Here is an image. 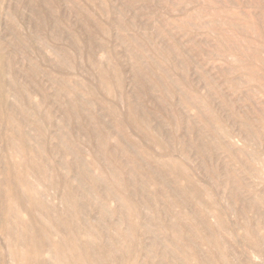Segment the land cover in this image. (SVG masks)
Listing matches in <instances>:
<instances>
[{"label":"rangeland","instance_id":"obj_1","mask_svg":"<svg viewBox=\"0 0 264 264\" xmlns=\"http://www.w3.org/2000/svg\"><path fill=\"white\" fill-rule=\"evenodd\" d=\"M101 67L106 69V85L100 81ZM13 83L20 87L18 96L8 91ZM130 104L135 105L138 121L130 115ZM24 110L28 117L21 132L30 135L31 144L41 143L40 160L54 175L69 180V186L75 180L72 165L79 158L101 174V186L110 195L95 198L108 202L113 217L104 220L108 234L96 227L100 240L115 234L112 223L120 215L124 226L137 222L131 252L121 251L124 258L119 253L106 264H150L146 249L153 247L159 258L164 243L170 249L183 245L181 254H192L170 226L196 201L190 200L187 209L171 207L168 214L160 186L147 180L145 197L152 201L145 205L135 183L162 161H175L207 192L204 201L220 208L226 235L221 233L229 240L228 244L225 239L231 260L249 255L251 249L241 237L244 218L237 213L239 204L232 207L228 199L226 179L239 187L243 198L264 194V179L252 176L264 175V0H0V115L8 112L20 118ZM64 119L72 145L78 147L75 155H64L56 143L57 127ZM93 129L101 131L104 142L91 135ZM209 140L218 146L209 148L206 158L185 145ZM227 141L230 150L224 145ZM36 183L47 189L45 180ZM61 193L49 189L45 196L72 226L75 221L65 218ZM118 198L133 203L132 210L119 213ZM89 207L80 212L81 221L99 218L98 207ZM210 207L206 204V212ZM248 219L253 224L257 220L252 213ZM209 220L215 225L211 215ZM144 224L155 231L161 228L157 235L163 243L154 245ZM205 248L213 255L217 252L213 246ZM8 252L0 228V264L15 262ZM258 258L252 257V264H264L263 257ZM174 260L170 255L165 262ZM83 264L95 263L86 259Z\"/></svg>","mask_w":264,"mask_h":264},{"label":"bare ground","instance_id":"obj_2","mask_svg":"<svg viewBox=\"0 0 264 264\" xmlns=\"http://www.w3.org/2000/svg\"><path fill=\"white\" fill-rule=\"evenodd\" d=\"M38 13L40 12L35 13L36 16ZM38 17L39 22H42V17ZM54 50L52 51L57 53ZM99 72L101 74L100 81H102L103 85H106V69L101 67ZM135 78L137 90L141 91L138 84V80L141 81L138 72L135 74ZM9 86L8 91L14 92V94L18 96L20 87L15 83ZM69 108L70 104L64 106L63 111L65 114L68 113ZM134 109L135 105L130 104V115L134 120L138 121L139 118L136 116ZM27 117L28 113L25 110L21 112L20 118H16L8 112H6V115H0V119H3V122L6 123V126L0 128L3 141L2 146H0V165L1 163L9 164L7 167L0 166V174L2 175L0 178V228L7 239L9 247L8 253L12 256V259L15 260L12 264H83L86 259L93 261L95 264H106L107 259H111V257L119 253L120 255L118 256L124 258L121 255V251H123L124 254H128L134 246V232L137 222L131 220L130 222L128 221L129 224L127 226H124L120 220L121 215L119 213L131 211L133 203L118 198L120 203L118 206V214L120 216L118 221L112 223L115 234L110 236L109 239L106 237V240H104V238L100 240V230L104 232V235L109 232V230L105 228L104 220L109 216L113 217L112 211L108 207V202H98V199L95 198L98 195L100 196L99 198L103 200L102 197H106V195L108 197V195H110V190L108 188L104 190L105 187L103 188L101 186L103 181L101 174L90 170L88 164L83 159L79 158L72 165V171L75 170L76 172L74 175L75 180L68 186L69 180H64L61 177L58 178L51 172L52 169L49 165L47 164L46 166L40 160L43 152L41 143L37 142L36 145L31 144L30 135L21 132L20 127L27 122ZM140 120L145 121L143 118H140ZM119 122L120 121L117 123L121 126ZM66 129V120L64 119L62 124L57 127L58 133L56 134V143L64 155L74 154L78 152V147L75 148L72 145ZM244 131L247 133L253 132L252 128L249 126H244ZM226 132L228 131L226 130ZM90 133L99 142H104V137L100 130L93 129ZM231 137L232 136H229V138ZM230 142L231 141H227L224 143L225 147L229 150L232 148ZM185 145L193 147L202 158L207 157L205 154H208L207 151L209 148L216 149L218 146L212 140L205 142L193 141V143H185ZM126 154L127 153H125V155ZM129 154L131 155V153ZM259 156L256 157L260 158ZM256 161V163H258V159ZM207 169L208 172L213 171L209 168ZM253 174L252 176L258 177L259 180L264 179V175L262 174L260 175L257 172ZM169 175H172V179L169 178ZM180 176H184L185 178ZM31 177L36 181L41 179L45 180L47 189L44 191L39 189L36 181L32 180ZM114 177L115 179L117 178L116 173H114ZM182 178H184L185 182H180ZM148 179L153 180L157 186H160L164 199V201H162L164 202L163 209L165 213L169 214L171 207L174 206L181 207L182 209L185 207L187 209L190 200L196 201L192 209L184 210L180 217L177 216L178 220H175L176 222L172 223L170 221L172 223L170 228L175 238L177 241H180L181 244L185 241V245L192 248V254L189 256L181 254V252H184L183 245H176L174 249H170L166 246V243H164L159 258H156L153 247L148 246L145 252V259H147L150 264H219V262L223 264H252V257H263L262 259H264V194H252L253 196L251 197L243 198L239 187L231 184L230 178L226 179V184H230L228 199L232 207L235 204H239L237 213L244 218V222L240 227L242 230L241 237L246 247L251 249L249 255L238 262H234L231 260L227 248L229 240L225 238L227 240L226 243L223 236L224 233L226 235V230L222 211L219 210L220 208L213 206L214 202L210 204V201H204L203 198L206 196L207 192L194 185V183L190 181L188 174L184 171H180L175 161H162L157 170L148 169L145 173V178L135 179L137 181L135 183L138 184L144 194L145 205L152 201L151 197H145L148 193ZM63 181L64 184H62ZM116 181L121 183L117 179ZM48 183L50 186H48ZM56 188L60 189L62 192L61 202L65 218L75 221L72 222V226L67 225L65 220L60 216L58 207L46 199V191L49 189L56 190ZM105 192L109 193L105 195ZM248 196H250V194H248ZM206 204L211 205L208 212H206ZM88 205H96L98 207L99 218L84 219L85 221H81L79 219V214L80 212L87 211V207L89 211L90 207ZM250 213L256 216L257 220L254 224L248 219ZM210 215L214 218L215 225L209 220ZM108 219H110V217ZM96 227L100 230L96 231ZM157 228L158 229L155 231L150 224H144L145 232L153 234L154 245L163 243L161 239L159 240V236L157 235V232H159L161 228ZM222 230H225L224 233L222 232L223 234L221 233ZM185 231L189 233H187V236L189 235L188 237L185 236ZM78 233H80L79 237L81 244L78 241ZM199 237L201 240L197 241ZM205 246H213L217 252L213 255L211 254V250H208ZM47 255L49 257H47ZM170 255H173L176 260L165 262V259ZM121 262L122 261H120V263ZM142 264L144 263L142 262Z\"/></svg>","mask_w":264,"mask_h":264}]
</instances>
